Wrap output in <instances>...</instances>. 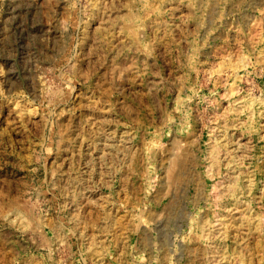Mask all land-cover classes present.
I'll use <instances>...</instances> for the list:
<instances>
[{"label":"rangeland","instance_id":"obj_1","mask_svg":"<svg viewBox=\"0 0 264 264\" xmlns=\"http://www.w3.org/2000/svg\"><path fill=\"white\" fill-rule=\"evenodd\" d=\"M0 264H264V0H0Z\"/></svg>","mask_w":264,"mask_h":264},{"label":"bare ground","instance_id":"obj_2","mask_svg":"<svg viewBox=\"0 0 264 264\" xmlns=\"http://www.w3.org/2000/svg\"><path fill=\"white\" fill-rule=\"evenodd\" d=\"M105 147V146H104ZM183 151L181 150V146H177L174 151H173V157H172V165H170L171 167L169 168V172H168V175H169V178L171 179V182H175V183H178L180 182V179H181V176H183V173L186 171L185 169H187V163H186V159L183 155ZM186 156V155H185ZM186 175V174H185ZM184 180V179H183ZM87 205V204H86ZM83 207V206H82ZM90 207V206H89ZM86 212V211H85ZM88 212V211H87ZM86 212V213H87ZM81 213V212H80ZM108 217V216H107ZM92 221V218L90 219ZM87 222V221H86ZM94 222V221H93ZM111 224V223H110ZM109 224V225H110ZM87 225V224H86ZM108 226V225H107ZM93 233V231H92ZM94 234V233H93ZM96 236V235H95ZM88 237V236H86ZM93 237V236H92ZM91 238V237H90ZM94 238V237H93ZM98 238V237H97ZM95 240V239H93ZM97 240V239H96ZM91 240H89L90 242ZM92 244V242H90ZM94 243V242H93ZM103 244V243H102ZM93 245V244H92ZM96 245V243H95ZM104 245V244H103ZM90 246V245H89ZM88 246V247H89ZM99 246V245H97ZM103 247V246H102ZM106 247V246H105ZM96 248V247H95ZM104 248V247H103ZM102 248V249H103ZM93 251H94V247L92 248ZM97 249V248H96ZM91 249H89L90 251ZM92 251V250H91ZM100 251V250H99ZM96 252V251H95ZM92 253V252H91ZM99 253V252H98ZM101 253V251H100ZM99 253V254H100ZM105 253V252H104ZM97 254V253H96ZM92 255V254H91ZM94 257V256H93ZM98 257V256H97ZM100 257V256H99ZM101 258V257H100Z\"/></svg>","mask_w":264,"mask_h":264}]
</instances>
